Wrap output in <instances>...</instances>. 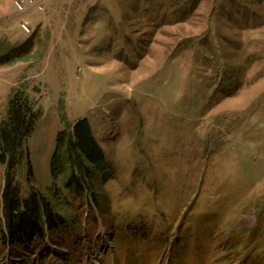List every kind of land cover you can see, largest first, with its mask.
Wrapping results in <instances>:
<instances>
[{
    "label": "rangeland",
    "instance_id": "1",
    "mask_svg": "<svg viewBox=\"0 0 264 264\" xmlns=\"http://www.w3.org/2000/svg\"><path fill=\"white\" fill-rule=\"evenodd\" d=\"M32 38L0 65V130L16 97L41 112L17 183L72 243L0 241V264H264V0H0V52ZM82 119L112 177L80 208L50 166Z\"/></svg>",
    "mask_w": 264,
    "mask_h": 264
},
{
    "label": "trees",
    "instance_id": "2",
    "mask_svg": "<svg viewBox=\"0 0 264 264\" xmlns=\"http://www.w3.org/2000/svg\"><path fill=\"white\" fill-rule=\"evenodd\" d=\"M32 50L33 38L20 47H7L0 52V65L30 60ZM40 117L41 112L27 97H16L11 102L9 118L0 130V160L6 168L0 206V241L17 254L36 251L48 240L59 247L72 243L59 240L58 234L67 231L69 223L56 211V206L36 188L29 198H23L17 183L20 166L25 159L29 160L27 141ZM50 170L55 180L68 175L66 188L80 208L92 198L99 203L95 186H104L110 181L112 168L87 119L77 121L70 131L58 134ZM29 175L33 176L31 167Z\"/></svg>",
    "mask_w": 264,
    "mask_h": 264
},
{
    "label": "built area",
    "instance_id": "3",
    "mask_svg": "<svg viewBox=\"0 0 264 264\" xmlns=\"http://www.w3.org/2000/svg\"><path fill=\"white\" fill-rule=\"evenodd\" d=\"M24 4H26V2L22 1V2H18L17 6L20 10L24 9ZM22 28L24 29V31L30 33L31 32V28L28 25V22L22 23Z\"/></svg>",
    "mask_w": 264,
    "mask_h": 264
}]
</instances>
